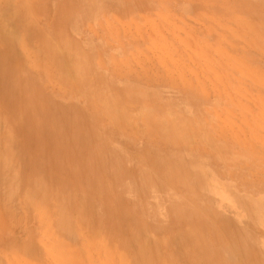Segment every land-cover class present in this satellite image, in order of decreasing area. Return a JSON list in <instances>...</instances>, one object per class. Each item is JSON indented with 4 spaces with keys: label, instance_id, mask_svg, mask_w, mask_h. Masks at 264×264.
Returning a JSON list of instances; mask_svg holds the SVG:
<instances>
[{
    "label": "rangeland",
    "instance_id": "374dc122",
    "mask_svg": "<svg viewBox=\"0 0 264 264\" xmlns=\"http://www.w3.org/2000/svg\"><path fill=\"white\" fill-rule=\"evenodd\" d=\"M0 18V264H264V0H0Z\"/></svg>",
    "mask_w": 264,
    "mask_h": 264
},
{
    "label": "bare ground",
    "instance_id": "6f19581e",
    "mask_svg": "<svg viewBox=\"0 0 264 264\" xmlns=\"http://www.w3.org/2000/svg\"><path fill=\"white\" fill-rule=\"evenodd\" d=\"M9 27L10 26L6 25V23L3 22V20L0 18V41H3L10 34V29L8 30ZM7 57H8L7 53H6V55H1L0 56V71L2 73V75L0 73V83H1V80H2V76H5L4 73L7 70H9V68L11 67V64L9 62L10 60ZM1 135H2V133H1ZM1 135H0V137L2 138ZM3 137H4V139H6L5 135H3ZM8 145H9V143H8ZM10 150L13 151L12 149H10ZM10 156H11L10 151L5 146L4 149L2 151H0V201L14 200L13 198L16 197V195H17L16 189H13V188L11 189V187L7 186V184H6V182L8 181V179L6 178V174H7L8 168L10 167V165L8 164V161L11 158ZM12 158H14V154H12ZM12 158L10 160H12ZM45 196L47 197V190L45 188L43 190L39 188L37 190H33V194L25 195L23 197V199H24V202L26 204H27V202L28 203H31V202L34 203L33 201H35L34 204H36L37 201H44L45 200ZM31 205H33V204H31ZM28 243L30 244V242H28ZM29 244H27V245L29 246ZM31 247H33V246H31Z\"/></svg>",
    "mask_w": 264,
    "mask_h": 264
}]
</instances>
